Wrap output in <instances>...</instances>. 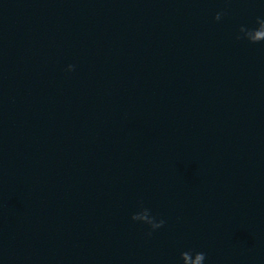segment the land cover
I'll return each mask as SVG.
<instances>
[{
    "label": "water",
    "instance_id": "obj_1",
    "mask_svg": "<svg viewBox=\"0 0 264 264\" xmlns=\"http://www.w3.org/2000/svg\"><path fill=\"white\" fill-rule=\"evenodd\" d=\"M0 264H264V0H0Z\"/></svg>",
    "mask_w": 264,
    "mask_h": 264
},
{
    "label": "clouds",
    "instance_id": "obj_2",
    "mask_svg": "<svg viewBox=\"0 0 264 264\" xmlns=\"http://www.w3.org/2000/svg\"><path fill=\"white\" fill-rule=\"evenodd\" d=\"M72 67H73L72 65H69V70H71Z\"/></svg>",
    "mask_w": 264,
    "mask_h": 264
}]
</instances>
